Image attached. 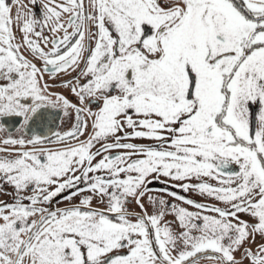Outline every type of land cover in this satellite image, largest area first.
<instances>
[{"label": "snow or ice", "instance_id": "1", "mask_svg": "<svg viewBox=\"0 0 264 264\" xmlns=\"http://www.w3.org/2000/svg\"><path fill=\"white\" fill-rule=\"evenodd\" d=\"M29 3L0 0V120L72 123L0 138V264H264V0Z\"/></svg>", "mask_w": 264, "mask_h": 264}, {"label": "flooded vegetation", "instance_id": "2", "mask_svg": "<svg viewBox=\"0 0 264 264\" xmlns=\"http://www.w3.org/2000/svg\"><path fill=\"white\" fill-rule=\"evenodd\" d=\"M21 2L26 5L28 8H31V4L29 3V0H21ZM36 12L37 14L40 13V5H39V0L37 3V7H36ZM14 31L15 34L17 36V40L19 41L20 38V33L19 30L16 29L14 27ZM25 55H27V53H25ZM38 63V62H37ZM75 75V74H73ZM69 77H60L58 78L56 81H51L48 80V77L45 76V80L48 81V83H59L60 79H68ZM51 91L54 92H58L61 93L62 95H64L65 97H67L70 101H72L73 103H75V97L72 96L68 90L57 87V88H53L51 89ZM45 111V116H46V125L44 126H40V122L36 121L35 123H31V126L29 128H26L23 130V132H17L16 129L19 127V125L17 124V120L20 118H4L3 120H0V124H2L4 126V128L6 129L5 131L0 132V138L6 137L7 135H9V133H11L12 136L16 137V136H20V135H25L27 136H31L34 133L35 134H39L40 131H42L45 135V138H52L53 137V133L57 132V131H65L68 128H70L72 120L71 118L69 119H64L63 118V114L62 112H60L58 109H46ZM135 143H151L150 141H133ZM50 147L54 146V145H49ZM233 168H235V166H232ZM155 188H160L161 185L156 184L154 185ZM195 196L198 197V202H204V203H215V201H211V200H205L204 198H202L201 196H199L198 194H195ZM10 198V199H9ZM0 200H4V201H11V197H4L3 199ZM77 201L74 199L73 203H76ZM98 204H93V207H99L97 206ZM66 206L64 203H60V204H53V207H64ZM133 206L130 205V208H132ZM135 208V207H134ZM138 211L139 209L136 208ZM136 211V210H133ZM137 211V212H138ZM242 218V216H241ZM244 219V218H242ZM260 243H264V239H262L261 237L257 236L256 240H255V244H246L245 247H252L255 248L256 245L260 244ZM236 258L237 260L240 259V253H236ZM243 264H248V261L245 260L243 262Z\"/></svg>", "mask_w": 264, "mask_h": 264}, {"label": "rangeland", "instance_id": "3", "mask_svg": "<svg viewBox=\"0 0 264 264\" xmlns=\"http://www.w3.org/2000/svg\"><path fill=\"white\" fill-rule=\"evenodd\" d=\"M153 187H154V185H153ZM154 188H155V187H154ZM5 189H6V191H11L10 189L7 188V186H5ZM176 191H179V190H176ZM179 194H181V195H186L188 198L193 199V200H195V201L198 202V197L195 196L194 193H191V192H190V193L185 194V193L180 192ZM5 196H6V195H2V194H0V199H3ZM6 197H11V196H6ZM9 199H10V198H9ZM171 202H175V201H171ZM215 203H216V202H215ZM93 204H96V202L94 201ZM97 206H99V207H103L102 205H97ZM132 206H133V207L131 208L132 210H136V211H138V210L136 209V206H135L134 204H133ZM134 207H135V208H134ZM190 210H192V209H190ZM149 211H150V209H149ZM242 218H244V219H248V217H246V216H242ZM166 220L169 221V222H171V221L173 220V217L168 216V217H166ZM202 264H207V262H203V261H202Z\"/></svg>", "mask_w": 264, "mask_h": 264}]
</instances>
